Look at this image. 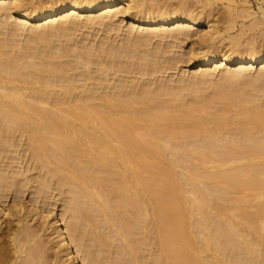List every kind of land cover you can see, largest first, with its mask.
I'll return each mask as SVG.
<instances>
[{
	"label": "bare ground",
	"instance_id": "obj_1",
	"mask_svg": "<svg viewBox=\"0 0 264 264\" xmlns=\"http://www.w3.org/2000/svg\"><path fill=\"white\" fill-rule=\"evenodd\" d=\"M29 1L0 0V264H45L38 230L50 226L70 264H264V201H257L255 212L243 205L247 194L258 200L264 196L263 105L253 95L239 101L242 106L253 104L240 110L245 122L235 126L238 122L233 121L231 127L225 114L233 106L231 99L243 94H225L220 87L211 96L198 94L202 85L215 83L208 71L191 75L189 82L181 78L177 85L153 79L156 86L150 80L137 85L136 78L128 77L161 74L176 64L166 54L171 50L159 42L191 37L212 8L199 12L184 3L177 10L163 9L156 2L154 10L148 0ZM258 8L259 17L257 11H244L254 18L251 27L263 29L264 3ZM95 11L103 13L87 18V24L110 25L114 31H120L114 18L134 11L129 32L143 25L148 27L146 36L127 34L131 37H124L122 44L107 38L99 46L73 41L69 32L79 29V17ZM227 19L232 23L236 16L229 13ZM35 20L46 22L53 37H64L66 43L59 39L54 44L47 32L49 36L39 33L38 39L27 40H35L31 44L17 39ZM201 35L209 43L191 51L202 55L201 69L238 66L221 76L223 85L264 61V48L237 51L239 36L232 38V54H221L216 41L223 35L217 26L211 24ZM153 36L161 40L156 46ZM63 57L70 59L72 70H83L70 74L67 61H60ZM104 75L112 76L109 83ZM199 75L208 76L200 80ZM256 82H264V67L242 84L264 95ZM167 94L169 101H161ZM223 99H230L226 111L212 112ZM25 142L32 161L46 168L37 181L31 176L35 182L30 180L31 168H23ZM29 189L45 204V214L18 200ZM55 190L65 195L60 218L50 208ZM233 192L242 194L236 195L237 202L232 198L244 207L237 205L240 214L227 206V195ZM31 220L41 226L33 227ZM153 228L158 244L150 241Z\"/></svg>",
	"mask_w": 264,
	"mask_h": 264
},
{
	"label": "rangeland",
	"instance_id": "obj_2",
	"mask_svg": "<svg viewBox=\"0 0 264 264\" xmlns=\"http://www.w3.org/2000/svg\"><path fill=\"white\" fill-rule=\"evenodd\" d=\"M8 2H9V0H7ZM28 0H25V2H27ZM34 2H39L40 0H33ZM142 1V0H141ZM144 1V0H143ZM147 1V0H146ZM148 1H150V4L153 6V3H155V5L156 6H158V4H159V6L157 7V8H159L160 6H161V4H162V6L160 7V8H163V9H168L169 7V9H175V10H177L178 8H176V7H179L180 5H184V3H186L185 5L187 6V4H189L188 6H190V5H192V6H195L194 8H196L197 7V9H200L199 10V12L200 11H203L204 9H205V11H208L209 9L211 10V8H212V11H210L209 13H210V16H208L207 18H206V20L204 21V22H202L201 24H199V25H197L195 28H193V31L195 32V34H193L191 37H185V36H181V39H179V40H174V39H166V40H164V41H162L163 43H161V42H159V41H161L160 40V38L159 37H152V40L151 41H153V43H155V42H157V39L159 38V40H158V42L160 43H157V44H159V45H163L164 43V48L165 47H167V48H165V49H167V50H171V52H170V54H169V52H167L166 54H168L167 56L168 57H170V56H172V58L174 59H172L173 60V62L174 63H176V64H173L172 63V65H169V68H167L163 73H158L157 75L156 74H154V75H141L140 76V74H138V75H136V74H131V75H128V77H129V80L133 77V79L134 78H136L135 79V81H134V84L136 83L137 85H140L141 83L139 82V81H144V82H146V80L148 81V83H149V80L151 81L152 79L154 80L153 82H156V83H161V82H165V81H167V80H170L171 82H172V84L173 85H177L178 83H179V80L181 79V78H185V79H187V81L189 82L190 81V76L191 75H193V74H197V73H199V72H203V71H208V72H210V74H209V78L210 79H214V81H215V83H217V84H215V83H210L211 81H209V82H207L206 84H204V85H202V87H201V89H202V91L199 93L198 92V94H207V95H209V96H211L210 94H212V95H214L213 94V92H214V90H217V88L218 87H220L219 89H222L223 91H224V93L225 94H228L229 93V95L231 94H236L237 96L239 95L238 94V92L241 94H243V96H241L240 98L238 97V98H236V100L235 99H231V104L233 105V106H231L230 104V106H231V108H230V110H228V112H226V117L227 118H229L228 119V121L230 122L229 124L231 125L232 124V122L233 121H235V122H238V123H235L234 125L236 126V124H240V123H242V122H240V121H243V120H245V117H242L241 115H239V114H241V112H240V110L242 109L243 110V108L242 107H244L245 108V106H247V105H250L249 103L248 104H243V106L240 104V102L239 101H241V100H243V99H246V98H248V96L249 95H253L254 97H256V104L258 105V104H260V105H263V108H264V95H263V93L262 92H257L256 90H254L253 92H251V89H249L248 87H244V86H242V84H245V83H247V82H250L251 80H253L254 79V77H256L257 75H258V72L264 67V61L263 62H260V63H256V64H254L253 65V67L252 66H248V72L246 73V74H244L243 76L241 75V77L240 78H238L235 82L234 81H229L228 83L227 82H225L224 83V85H223V82L224 81H220V78H221V76L224 74V73H226V70L228 69V70H236V68H238V66L237 65H235V64H233V65H231V67L230 66H228V67H219V68H216V66H215V64H213V65H211V66H208L207 67V70H204V69H201L199 66H198V64H199V61H200V56H202L201 54H199V56H194L193 55V53L191 52L192 51V49H193V47L194 48H198L199 46L201 47V46H204V45H207V43H209V42H207V41H205V39H203V38H201L200 36H202L201 34H204V32H206V31H208L209 30V26L212 24V25H214V26H217L219 29H221V32H222V35H223V37L222 38H219V39H217V41H216V45H219L220 46V50H221V54H223V53H225L226 51H227V54H232V49L234 48L232 45V38L233 37H236V36H239L241 39H242V41H241V44L240 45H238V46H236L235 48L237 49V51L238 50H240V51H246V50H252V49H254V50H257V49H263L264 48V34L262 33V30L264 29V25L262 26L263 27V29L262 28H259V27H251V25H252V21L254 20V18H253V16H247V13H246V11H244V9H245V7L246 8H249V10L248 11H250V12H252V13H255V11H257L256 12V14L258 13V12H260V10H259V8H258V5L260 4V3H264V1L263 0H148ZM159 1V2H158ZM29 2H31V0L29 1ZM28 2V3H29ZM156 2L158 3V4H156ZM209 3V4H208ZM147 4L149 5V2H147ZM204 4V5H203ZM155 5L153 6V9H154V7H155ZM164 5V6H163ZM178 5V6H177ZM199 5H201V6H199ZM202 5H203V7H202ZM191 6V7H192ZM204 6H206V7H204ZM209 7V8H208ZM197 9H196V11H197ZM155 10V9H154ZM244 11V12H243ZM247 11V12H248ZM243 12V13H242ZM103 12L102 11H95V13L93 12V13H84V14H82V16H80L79 17V21L78 22H80V24H81V26L80 25H78V27H76V28H79V29H77V31H76V33H75V30L73 29L71 32H69L70 33V35L69 36H71L74 40L73 41H75V42H77V40L79 41V40H81V41H83L84 42V45H88L89 43V45H93V44H97L98 46L101 44V42H103L104 41V39H107L108 38V41H109V43H116V44H122V42H123V40L122 39H124V42H125V38H126V36H128V37H131V36H129V35H127V34H130V35H138L137 37H139V35L140 36H146L145 34H146V30H148V27H144L143 25H142V27H141V25H138V27L136 26L135 27V32L133 31L132 33L131 32H129V27L131 26L130 25V23H131V21H132V19H133V15H134V11L133 12H123V13H119L114 19H116V24H119L120 25V31H119V29L115 32L114 30H110V29H113V28H111V26L109 25H107V26H104V25H99L98 23L97 24H95L94 25V27H93V25L91 26L90 25V23L89 24H87V22H86V19L87 18H91V17H97L98 15H100V14H102ZM133 13V14H132ZM229 13H233L235 16H236V20H235V22L233 21L232 23L231 22H229L228 21V19H227V16L229 15ZM246 13V14H245ZM241 14H245L247 17H245V19H244V17H241L242 15ZM238 15H240V16H238ZM257 16L259 17L260 15H259V13L257 14ZM2 17V18H1ZM0 17V22L3 20V16H1ZM59 18V17H58ZM2 19V20H1ZM217 19H218V21H217ZM13 20L14 21H17L18 22V20H17V17H14L13 18ZM212 22H210V21ZM213 20V21H212ZM215 20V21H214ZM210 22V23H209ZM214 22V23H213ZM46 22H44V21H41V22H38V21H31L30 23H27V27H29L28 28V30H26L25 32H24V34H22V35H20L19 37L17 36L16 38L18 39V38H20V40L22 39V41H23V39H24V41H25V43L24 44H26V43H28V41H30L31 39H38V35L37 34H39V33H48V34H51L52 35V37H53V34H52V32L50 31L51 30V28H49V27H46L45 24ZM85 23V24H84ZM79 24V23H78ZM243 25H245V26H243ZM87 26V27H86ZM91 26V27H90ZM32 27H34V28H32ZM143 27H144V29H143ZM173 27H176V24H173V25H170V27L169 28H172L173 29ZM242 27H243V29H242ZM31 28H32V31H33V33H32V31H30L31 30ZM159 28V27H158ZM166 28V27H165ZM164 28V29H165ZM168 28V29H169ZM163 29V30H164ZM167 29V28H166ZM141 30H144V32L142 33L141 32ZM0 31H1V29H0ZM74 31V32H73ZM3 32L5 33L6 31L5 30H3ZM2 32V33H3ZM51 32V33H50ZM47 33H46V35H47ZM71 33H73V35H71ZM141 33V34H140ZM58 34V33H57ZM143 34V35H142ZM41 35V34H40ZM50 35V36H51ZM133 36V37H136V36ZM1 36V35H0ZM47 36H49V35H47ZM54 36H55V34H54ZM58 35H56V37H57ZM107 36H109V37H107ZM56 37L54 38H52V41H53V43L55 44L56 42H59V39L60 40H63V41H65V43H66V40H64L63 38L64 37H61V36H58V40L56 39ZM60 37V38H59ZM88 37V38H87ZM125 37V38H124ZM128 37H127V39H128ZM39 38H40V36H39ZM86 38H87V40H86ZM110 38H112V39H110ZM115 38V39H114ZM187 38V39H186ZM57 41H56V40ZM70 40H71V38H69ZM83 39H85V40H83ZM28 40V41H27ZM55 40V41H54ZM69 40V41H70ZM119 40V41H118ZM121 40V41H120ZM23 41V42H24ZM27 41V42H26ZM33 41V40H32ZM32 41L31 42H29L30 44L32 43ZM35 41V40H34ZM33 41V42H34ZM38 40H36V42H37ZM72 41V40H71ZM80 41V42H81ZM107 41V40H106ZM117 41V42H116ZM166 41V42H165ZM173 41V42H172ZM174 41L177 43V45H175L176 43H174ZM35 42V43H36ZM41 42V40H39L38 41V45L40 46V45H42V43L41 44H39ZM172 42V43H171ZM28 43V44H29ZM60 43V42H59ZM86 43V44H85ZM112 43V44H113ZM153 43H152V45H153ZM27 44V46H29ZM37 44H34L33 43V46H35V47H38V46H36ZM56 44H58V43H56ZM81 44V43H80ZM83 44V43H82ZM81 44V45H82ZM84 45H82V46H84ZM161 45V46H162ZM170 45V46H169ZM174 45V46H173ZM33 46H31V47H33ZM94 46V45H93ZM154 46H156V43H155V45ZM153 46V47H154ZM161 46H159V47H161ZM162 46V47H163ZM169 46V47H168ZM30 47V48H31ZM101 47V46H100ZM100 47H99V49H100ZM161 47V49H163ZM171 47V48H170ZM34 48V47H33ZM148 48H151V47H148ZM35 49V48H34ZM206 49V48H205ZM246 53V52H245ZM174 55V56H173ZM64 58V59H63ZM60 61H62L63 62V60H65V61H67V63L69 62V58H66V57H63ZM220 58H222V57H220ZM177 59V60H176ZM63 63H65V65H66V62H63ZM69 66V67H68ZM170 66H171V68H170ZM67 67L68 68H70L71 66L69 65V63H68V65H67ZM82 67V66H81ZM95 67V66H94ZM93 67V69H95ZM168 67V66H167ZM231 68V69H230ZM71 69V68H70ZM72 70V69H71ZM83 70V68H79L78 70H76L77 72L78 71H82ZM85 70V69H84ZM76 71H74V70H72L71 72H70V74L71 73H74V72H76ZM97 74H95V73H93L92 75H98L99 73L98 72H96ZM100 76H102L101 74H99ZM119 76H126V75H122V74H118ZM117 75V76H118ZM104 76H106V75H104ZM109 76V75H108ZM136 76V77H135ZM206 76V75H205ZM207 76L206 77H204L203 75H199V79L201 80H204V79H207ZM103 77V76H102ZM110 77H112V76H109L108 78H107V76H106V81L108 82V79H110ZM122 77V78H123ZM104 78V77H103ZM104 79V80H105ZM133 79H131V80H133ZM189 79V80H188ZM218 80V81H217ZM112 81H113V79H112ZM158 81V82H157ZM90 82V81H89ZM107 82H105V83H107ZM138 82H139V84H138ZM143 82V83H144ZM152 82V81H151ZM150 82V83H151ZM153 82L151 83V84H153ZM170 82V83H171ZM175 82V83H174ZM178 82V83H177ZM222 84H221V83ZM109 83V82H108ZM107 83V84H108ZM111 83V82H110ZM142 83V84H143ZM218 83H220L219 84V86H218ZM257 83V82H256ZM155 84V83H154ZM153 84V85H154ZM214 84V85H213ZM256 86H255V88L256 89H258V90H260V88H262V87H264V82H258L257 84H255ZM154 86H156V85H154ZM229 89H231L230 91H229ZM26 91V90H25ZM188 90H186L185 92H184V94H186V92H187ZM242 91V92H241ZM228 92V93H227ZM246 93V94H245ZM250 93H252V94H250ZM187 94H189V93H187ZM187 96V98H188V96L189 95H186ZM185 96V97H186ZM190 97V96H189ZM161 98V101H162V99H163V102H168L169 101V99H170V95H163V96H161L160 97ZM189 99H191V98H188L187 100H189ZM223 100H225V99H223ZM230 99H228V101H229ZM228 101H223V102H221V100H220V102L221 103H218L217 104V108L215 107V108H213V110H211L212 112L213 111H215V109H216V111H218L220 108V110H222L223 109V111L225 110L226 111V109H224L223 107H224V105H225V103H227ZM234 101H235V103H234ZM98 103H101L102 104V102H101V100H98L97 101ZM95 103H96V101H95ZM171 103H172V101H171ZM171 103H169V104H171ZM228 103H230V102H228ZM97 104V103H96ZM100 104V105H101ZM235 104V105H234ZM253 104V103H252ZM251 104V105H252ZM255 104V105H256ZM100 105H98V106H100ZM142 105V104H141ZM141 105H138L139 107L141 106ZM143 105H145V104H143ZM142 105V106H143ZM226 106V105H225ZM241 106V107H240ZM259 106V105H258ZM139 107H136V108H139ZM144 107V106H143ZM143 107H140V108H142L143 109ZM146 107V106H145ZM262 107V106H261ZM139 108V109H140ZM186 108V107H185ZM184 108V109H185ZM226 108V107H225ZM142 109H140V110H142ZM215 111V112H216ZM222 111V112H223ZM219 113H220V111H218ZM240 112V113H239ZM225 113V112H224ZM203 115V114H202ZM203 116H205V115H203ZM207 116H209V115H206L204 118H207ZM210 117V116H209ZM208 117V119H209V121H210V118ZM201 118H203L202 116H201ZM244 118V119H243ZM205 120V119H204ZM231 120V121H230ZM206 121H208L207 119H206ZM208 121V122H209ZM243 122H245V121H243ZM187 123V122H186ZM189 123V122H188ZM234 123V122H233ZM230 125H229V127L228 128H231V127H233V124L231 125V127H230ZM237 125V126H238ZM232 130H233V128H231ZM193 139V138H192ZM18 142H19V140H17ZM17 142V143H18ZM19 145H20V143H18ZM24 145H25V147H24ZM23 145V147L22 146H20V148L19 149H21V147L23 148V149H25V151L27 150V144H26V142H25V144ZM22 150V149H21ZM24 150H22L20 153H21V156H23L24 158H22V160H23V168L26 170V169H28V168H31V170L29 171V175H30V180L32 179V177H33V180H35V181H37V178H39V176L38 175H42V172L44 171L45 172V170H46V168H42L43 166H41V162H38L37 163V161L36 160H34V161H32L33 159H31L32 158V154L31 153H29L30 151H28L27 150V152H23ZM243 163H244V161H242ZM38 165V166H37ZM40 166V167H39ZM176 170L178 171V170H180L179 168H176ZM26 172V171H25ZM27 174H28V172H26ZM59 173V172H58ZM60 174H62V173H60ZM60 174H58V175H60ZM32 176V177H31ZM37 177V178H36ZM55 179H57V177H54ZM33 180H31V181H33ZM35 181H33V182H35ZM57 182V181H56ZM37 183V182H36ZM36 183H32L33 184V186H35L36 187ZM34 187V188H35ZM55 187V186H54ZM33 188V187H32ZM31 188V189H32ZM34 188L32 189V190H34ZM36 189V188H35ZM233 193H235V195L234 194H232V193H229V195H227L230 199H228V201H227V199H225L224 200V203H225V201H227L228 202V204H227V206L229 205L230 206V208L232 209V208H234V210L232 211L234 214H237V213H239V209H237V208H239L240 206H237V205H241L240 204V201H238V204H236L235 202H237L236 200H235V198L238 200V198L237 197H241L242 196V194L241 193H239V194H236V192H233ZM230 194H231V196H230ZM51 195H53V197H52V199H51V202L54 204V205H51V207L50 208H52L53 210H54V216H56V217H58V218H60V216H61V214H63V213H65V210H66V208H65V202H64V200H65V195L64 194H59V192H58V190L56 191H52L51 192ZM236 195H237V197H236ZM226 196V197H227ZM246 196H248V197H246L245 199H246V202L245 203H243V205L245 206V204H246V206L249 208H246V206H245V209H248V211H254V210H256L255 209V207H257L258 206V202H260V200H261V203L260 204H263L262 203V201H264V198H262V197H264V196H261V199L259 198V200H258V198H256V196L254 195V194H247ZM249 196H250V198H249ZM239 197V198H240ZM255 198V200H254V198ZM32 198H36V200H38V201H41L40 203H37L38 201H33V199ZM235 200V202H233L234 200ZM19 201H21L22 202V204L23 205H26L27 207H29V205L31 206H35L36 208H37V210L38 211H40L41 213H43V214H45L46 213V210H45V208L46 207H44V205H42L43 203H42V200H40V197L38 196V195H36V194H32L31 193V190L29 189V191H26L25 192V194L20 198V199H18ZM248 200V201H247ZM230 201H232V202H230ZM258 201V202H257ZM36 202V203H35ZM13 205L14 204V201L12 200V201H10L9 202V205ZM221 204H223V200L221 201ZM233 204H235L236 206H234ZM1 205L3 206V208L6 210L7 208H8V203L7 204H3V203H1ZM225 205H226V203H225ZM257 205V206H256ZM26 206H24V207H26ZM232 206V207H231ZM242 206V205H241ZM260 206V205H259ZM26 207V208H27ZM49 207V206H48ZM243 207V206H242ZM242 207H240V208H242ZM244 208V207H243ZM258 208V207H257ZM243 210V209H242ZM241 210V211H242ZM16 212V211H15ZM255 212V211H254ZM232 213V214H233ZM241 213V212H240ZM239 213V214H240ZM233 214V215H234ZM155 218V217H154ZM152 220H154V219H152ZM32 222V225H33V227H35V228H37L38 229V227H40L41 226V224H39L40 223V221H38V220H31ZM0 223H1V221H0ZM29 224H30V222H29ZM150 236V241H152L154 244H158L157 243V239H158V237H157V234H156V232L154 231V228H153V230H152V234H150L149 235ZM37 242L38 243H42L41 245L43 246L42 248H44V253H43V256H42V261L45 263V264H70V260L68 259V257L66 256L67 254L65 253V251L61 248V246H60V244H59V239L56 237V233H55V230L50 226V227H48V229H46V230H44V231H42V230H38V238H37ZM152 243V244H153ZM44 257V258H43ZM169 260V259H168ZM168 260L166 261V263L168 262ZM170 262V261H169ZM169 264V263H168ZM172 264V263H171Z\"/></svg>",
	"mask_w": 264,
	"mask_h": 264
}]
</instances>
